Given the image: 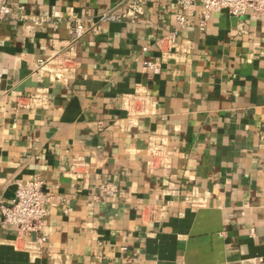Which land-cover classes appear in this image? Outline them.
<instances>
[{
	"label": "crops",
	"instance_id": "1",
	"mask_svg": "<svg viewBox=\"0 0 264 264\" xmlns=\"http://www.w3.org/2000/svg\"><path fill=\"white\" fill-rule=\"evenodd\" d=\"M119 1L19 0L0 24V202L34 176L49 198L38 235L0 218V264H264V19L200 31L195 6L181 29L149 0L102 22Z\"/></svg>",
	"mask_w": 264,
	"mask_h": 264
},
{
	"label": "built area",
	"instance_id": "2",
	"mask_svg": "<svg viewBox=\"0 0 264 264\" xmlns=\"http://www.w3.org/2000/svg\"><path fill=\"white\" fill-rule=\"evenodd\" d=\"M149 0H120L116 7L122 8L124 15L117 16L114 12H108L101 16L103 21H119L122 19L136 20L141 14L143 6ZM167 4L175 6V20L179 28L185 29L190 26L186 17L195 6L200 7L198 27L203 31L207 21L213 14L227 12L229 15L239 19L247 15L252 18L264 19V0H165ZM19 0H0V24L7 22L18 7ZM99 26H94L90 31L92 34L99 33ZM89 31L85 30L79 20L74 21L70 31V40L77 41ZM2 42L0 41V46ZM156 154V153H154ZM71 175L77 176L76 172ZM14 198L7 203L0 202L1 223L13 228L19 236L30 237L38 235L41 231L45 218L49 215L48 200L45 195L44 181L37 176L31 177L26 182H18L15 185ZM113 186L101 185L99 192L111 194ZM38 242L43 239L37 237Z\"/></svg>",
	"mask_w": 264,
	"mask_h": 264
},
{
	"label": "water",
	"instance_id": "3",
	"mask_svg": "<svg viewBox=\"0 0 264 264\" xmlns=\"http://www.w3.org/2000/svg\"><path fill=\"white\" fill-rule=\"evenodd\" d=\"M12 190L15 192L16 188H15V187H13V188H12Z\"/></svg>",
	"mask_w": 264,
	"mask_h": 264
}]
</instances>
